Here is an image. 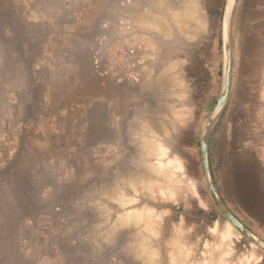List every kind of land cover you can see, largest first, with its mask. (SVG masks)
<instances>
[{"label":"crops","instance_id":"1","mask_svg":"<svg viewBox=\"0 0 264 264\" xmlns=\"http://www.w3.org/2000/svg\"><path fill=\"white\" fill-rule=\"evenodd\" d=\"M187 1L191 2L17 0L18 3L27 4L28 16L25 17L29 20V28L34 34L43 35L40 41L45 59L43 66L48 71L44 77L34 73V93L29 92V98L35 100L24 104L28 110L23 112L41 114L49 120L47 127H44L46 131H43L46 140L43 147L67 165L59 179L64 181V185H74L76 193H108L110 180L132 168V132L139 131V137L143 140H149L151 136L143 130L142 117L160 125L158 119L165 116L167 134L161 133L159 127L154 128L156 133L150 139L157 146L169 148L171 159L180 163L178 170L185 183L183 186L187 188L179 190L177 195L188 207L186 211L182 205L180 212L195 217L177 215L176 219H158L156 227L160 229L155 230L156 234L151 240L145 230L146 223L144 228L130 233L126 227L115 231L113 225L108 226L96 238L98 246L95 251L85 254L74 250L67 253L63 250L50 252L44 257V264H174L171 262L175 255L182 260V264H197V245L210 247L211 244H228L235 239L239 241L228 220L209 217L213 208L208 210L196 176L197 137L201 126L197 125L195 93L201 87L208 94L214 90V78L221 59L216 56L219 57L222 15L215 16L216 26L213 28V15L206 6L207 0H193L191 4H195V8H191L193 14L191 10L192 15L189 14L193 21L189 19L187 26L182 25L185 27L182 30L172 17V12L178 5L185 7L184 2ZM243 3L242 11L248 9L252 13L251 21L248 28L238 29L237 53L232 45L230 95L222 108L221 122L215 123L209 132L211 173L216 188L223 195L228 181L234 187L232 172L236 161L244 164L245 159L247 163L254 160L252 163L260 166L264 179V55L262 60L260 58L261 52H264V0H243ZM136 8L138 11L133 10ZM139 12L142 17H147L149 13L157 20L156 17L164 16L170 28L168 33H161V29L154 25L150 27L152 23L147 24L146 17L139 23ZM151 16L148 17L151 19L149 22L153 20ZM100 35H106L110 44L127 45L135 52L106 55L110 64L105 63V69L99 72L94 64L93 42ZM250 40L252 55L245 52ZM248 65L255 71L251 81H246L243 76V67ZM130 70H133L134 81L130 80ZM247 89L254 100V118L250 121L243 116L250 107L242 106L239 113L237 103L233 101L234 97L238 98ZM16 106L23 107V104L18 101ZM144 159L148 162L146 158L142 162ZM114 162L127 165H124L122 172L121 168L118 169L120 172L102 169ZM199 165L202 169L201 163ZM92 176L108 180L101 182L103 185L98 190L89 189L85 184ZM196 203L199 210L205 212L201 218L192 212ZM107 208L110 210L114 207L108 205ZM174 211L173 214L179 213L178 210ZM179 240L187 244L188 254L181 249L179 251ZM165 241L172 243L166 254L160 250V245ZM152 242L157 245L155 248L152 246L154 256L149 258L151 252L146 250V245ZM138 248L141 251L138 252ZM213 252L208 249L200 263L209 264L216 253ZM222 258L227 264L231 256L225 258L222 255ZM232 258V264H244L246 258L250 260L249 264H264V253L261 251L251 250L240 254L232 251Z\"/></svg>","mask_w":264,"mask_h":264},{"label":"rangeland","instance_id":"2","mask_svg":"<svg viewBox=\"0 0 264 264\" xmlns=\"http://www.w3.org/2000/svg\"><path fill=\"white\" fill-rule=\"evenodd\" d=\"M227 2L228 0H207L206 6L209 7L213 15V28L216 26L215 16L222 15L223 26V19L226 15L229 22L231 49L232 45L235 46L237 53L235 44L239 42L238 29L248 28L252 13L248 9L242 11L243 6H245L243 0H233L229 11L227 10ZM26 15L28 16L27 4L18 3L17 0H0V264H44V257L47 254L59 250H63L65 253L73 250L78 251L80 254L90 253L95 251L98 246L96 238L108 226H114V220L121 216L128 217L127 215L132 214V212L140 218L147 219L146 230L149 240L155 236V230L160 229V227H156L158 219H176L177 215L178 217L183 215L184 218L195 219L194 216L180 212L183 208L182 205L185 206L184 209L187 211V204L180 195H175V193L173 195L171 190L167 188L156 189L154 187L153 190L145 189L146 193H140L143 190L138 189L136 191L134 187L125 184L127 181L125 177L128 174L135 173L137 175L139 171L150 172L154 167H157V169L160 167V175L164 178L165 172L167 174L170 171L171 150L167 147L157 146L150 139L156 133V130L148 129L147 131L146 128H143L145 132L151 135L149 140L144 139L145 141L139 137L141 134L138 133L139 131L132 132V168L119 174L120 177L114 176L110 180L117 185H122L117 195H112V190L108 187V193L103 194L76 193L74 185L72 187L66 183L64 185V181L59 179L67 165L62 161H58L59 157L53 156L48 149L43 147V143L46 142L43 131H46L44 129L47 127L49 120L41 114L33 115L23 112L28 110L25 109L24 104L35 100L29 98L31 94L29 92L34 93L32 83L34 73L44 77L48 72L47 67L43 66L45 59L43 57L44 52L41 50L43 44L40 42L43 35L33 33L31 27L28 26L29 20L26 19ZM251 42L250 40L245 46V52L248 55L253 53ZM218 55L219 57L216 56V58L221 59L216 71V79L214 78L215 87L214 90H211L214 93L208 94L203 87L197 89L195 93L197 125L201 126L197 137L198 160L196 162L198 163L196 176L199 182L197 184L201 187V195H204L206 199L208 210L213 208V213L209 217L211 219L214 217L226 219L221 212V208L215 205L205 184L203 167L202 169L199 167L200 163L202 165L201 132L206 121L213 114L223 90L225 54L222 34ZM263 55L264 52H261V60ZM232 71L233 56L231 77ZM254 72L249 65L243 67L244 79L251 81ZM132 74L133 70L131 71L130 80L134 81ZM35 90L38 91V89ZM243 92L238 98L234 97L233 101L235 104L237 103L239 113H241L242 106L250 107L243 115L250 121L254 118L252 110L254 100L248 89ZM17 93H20L18 99L16 98ZM18 101L23 104V107L16 106ZM222 108L217 112L213 125L221 122ZM38 109L39 107H37ZM146 118L142 117V127H145L144 119ZM164 118L165 116L160 117L158 121L162 128L160 132L166 135L168 131ZM147 119L150 120V118ZM151 123L154 126H160L152 121ZM150 143L154 145L157 151L162 147L164 155L156 157L153 153L147 154L144 147ZM143 158H146L147 161L150 160L146 162L144 159L142 162ZM124 165L127 164L114 162L109 163L106 168L102 169L113 172L124 168ZM178 171L177 169L174 172L173 178L180 180L183 185L182 176ZM118 172L120 171L118 170ZM93 176L85 184L87 188L89 186V189L98 190L103 185L102 183L108 180L93 178ZM212 179L214 181L213 175ZM164 181L162 180L163 186H166ZM219 196L225 207L234 212L255 236L264 241V227L241 212L235 202L233 187L229 181L226 184L224 195L219 192ZM122 197H129V200L124 202ZM108 205L114 208L109 210ZM174 210H178L179 213L173 214ZM192 212H195L198 218H201V214L205 213L202 209L199 210L198 203L193 207ZM120 227L128 229V224L124 221ZM236 236L239 241L235 239L233 242L228 243L229 245L211 244L210 247L209 245L204 246V244L197 245V262H202L201 257L207 255L210 248L213 249H210L211 251H215V247L219 252L223 249L222 251H225L224 256H231L228 262L232 263V251H237L238 254L249 253L251 250L264 253L263 247L253 243L245 235L238 233ZM147 245L155 248L157 243L152 242ZM171 246V241H165L163 245H160V250L166 254L170 251ZM223 246L226 248L224 249ZM137 250L139 252L141 249L138 248ZM246 261L250 263V260L246 259Z\"/></svg>","mask_w":264,"mask_h":264},{"label":"water","instance_id":"3","mask_svg":"<svg viewBox=\"0 0 264 264\" xmlns=\"http://www.w3.org/2000/svg\"><path fill=\"white\" fill-rule=\"evenodd\" d=\"M229 4V0L227 2ZM227 4V8H228ZM223 43L225 54V69L223 90L215 106L213 114L206 121L201 132L200 149L202 156V167L206 186L217 207L221 208L224 217L230 221L240 232L249 238L253 243L264 248V241L260 240L253 232L245 225V223L237 217L230 209L226 208L219 192L212 179L209 156V132L213 126L217 112L225 105L230 93L231 83V68H232V49L230 44L229 22L226 15L223 19ZM253 160V159H252ZM244 164H239L236 161V167L232 172L233 191L236 204L241 212L253 220L260 226L264 227V179L262 170L258 164L247 163V159L243 160ZM263 180V181H262ZM256 238H255V237Z\"/></svg>","mask_w":264,"mask_h":264},{"label":"bare ground","instance_id":"4","mask_svg":"<svg viewBox=\"0 0 264 264\" xmlns=\"http://www.w3.org/2000/svg\"><path fill=\"white\" fill-rule=\"evenodd\" d=\"M150 1H152V0H150ZM192 1L193 0H191V2H189V1H187V2H184L185 3V7H187L188 9H184L185 7H181V6H179L178 5V7H176V8H173V10H174V12H172V17H174L175 18V20L177 21V23H179L180 24V28H183L182 30H184L185 29V27L184 26H182V25H185V26H187L188 25V23H189V19H190V17H192V16H190L189 14H193V11H192V9L193 8H195V4L192 6ZM136 3V2H135ZM177 3V2H176ZM182 3V2H181ZM231 3H233V0H229V4H228V8H227V10L229 11V8L231 7ZM143 4V3H142ZM157 4V3H156ZM137 6V8H138V4L136 5ZM142 6V5H141ZM189 6H191V7H189ZM158 7V6H157ZM133 9L134 11L136 10V11H138V9H140V8H138V9ZM190 8V9H189ZM192 8V9H191ZM131 9V8H130ZM143 10V9H142ZM142 10L140 11V12H142ZM190 10H191V13H190ZM132 11V10H131ZM134 11H132V12H134ZM145 11V10H144ZM140 12L139 13H137V15L139 16L140 15ZM145 12H148L147 10L145 11ZM152 13H154V12H152ZM135 14H136V12H135ZM191 14V15H192ZM132 15H134V13H132ZM152 15H154V14H152ZM138 16H137V18H138ZM144 17H142V14L140 15V21H139V23L141 22V19L142 18H144V20H145V15H143ZM149 16H151V15H149V13L147 14V17H146V19L148 20H146V23L148 24H150V23H152V25H150V27L152 26V28H153V25H154V27L156 26V27H159L158 29H161V33L163 32L164 34H167L168 33V29H170L169 27H168V25L166 24V20H165V18H164V16L162 17H156V18H158V20L157 19H153V17L151 16V18L153 19L152 21H150L149 22V20H151V19H148V17ZM154 16H157V14H155ZM155 18V17H154ZM138 20V19H137ZM172 20V19H171ZM188 20V21H187ZM190 20H192V19H190ZM193 21V20H192ZM195 21H197V20H194V22ZM145 23V24H146ZM196 24V23H195ZM194 25V24H193ZM192 25V26H193ZM147 26V25H146ZM157 29V30H158ZM160 31V30H159ZM186 31V30H185ZM164 36H166V35H164ZM134 51L135 50H133V53H134ZM133 53H131V54H133ZM144 126L145 127H143V128H146L147 129V131H148V129L149 130H155L156 128H160V129H162L160 126H154V125H152V123H151V121L150 120H148L147 118L146 119H144ZM155 128V129H154ZM144 134V133H143ZM154 141V140H153ZM152 141V142H153ZM162 141V140H161ZM149 142V141H148ZM163 143V142H162ZM143 148V147H142ZM146 150V152H147V154L149 153V154H154L156 157H158V156H162V155H164V150H163V148L162 147H160V149H158V151L154 148V145L153 144H149V145H146L145 147H144ZM143 151V150H142ZM150 160V159H149ZM148 160V161H149ZM170 171L166 174V172H165V175H164V178L160 175V171L161 170H159L160 169V167H159V169H157V167L155 168L154 166V168H153V170H150V172H148V171H139V173L136 175L135 173H132V174H128L125 178H126V182H125V184H127L128 186H132V187H134V189L137 191L138 189L139 190H147V189H150V190H153L154 189V187H156V189L157 188H167V189H169V190H171V192L174 194V193H176L177 194V191H179V190H184L185 188H187V186L186 185H182V183L180 182V180H176L175 178H173V174H174V172L178 169V168H181V166H180V163L178 162V161H174V160H170ZM147 164V163H146ZM160 165H161V162L159 163ZM162 168V167H161ZM164 170V169H163ZM167 171V170H166ZM164 172V171H163ZM170 173V174H169ZM162 180L164 181V184L166 183V186H163V182H162ZM138 185H137V184ZM161 183V184H160ZM109 184H110V186H109ZM108 184V188H110V190H112V195H117L118 193H119V189H121V184L119 185H117L116 183H114V182H111L110 181V183ZM183 184H185V183H183ZM187 184V183H186ZM127 185H125V186H127ZM189 185V184H188ZM116 198V197H115ZM120 198V197H119ZM126 198V197H125ZM123 198L122 197V199H123V201L125 202L126 200H129L128 198ZM117 199H118V197H117ZM119 200V199H118ZM95 212V211H94ZM98 213V212H97ZM104 214V213H103ZM142 214H145V213H142ZM100 216V215H99ZM102 216V215H101ZM128 217H126V216H121V217H118L116 220H114V226L112 227V228H114L115 229V231H116V229H117V231H118V229L120 228V226L122 225V223H124V221H125V223H127L128 224V229H131V231L129 230V233L130 232H134V230H140L141 229V227H143V226H145V223L147 222V219L145 220V218L144 217H142V218H140L138 215L136 216V214H133V212H132V214H129V215H127ZM147 218V217H146ZM229 222V224H230V227L232 228V231H233V233L234 234H238V233H241L230 221H228ZM100 223H101V221H100ZM150 223V222H149ZM132 225H135V227L134 226H132ZM229 226V225H228ZM144 228V227H143ZM113 229V230H114ZM112 230V232H114L115 233V231H113ZM146 230V229H145ZM137 232H139V231H137ZM109 233V232H108ZM110 233H111V231H110ZM113 233V234H114ZM105 234V233H104ZM116 234V233H115ZM106 235V234H105ZM105 235H104V237H105ZM108 235V234H107ZM183 235V234H182ZM230 235H231V233H230ZM114 236V235H113ZM112 236V237H113ZM255 237V236H254ZM116 238V237H115ZM114 238V239H115ZM134 238V237H133ZM182 238V237H181ZM256 238V237H255ZM228 241H230V240H228ZM181 241L179 240V243H180ZM185 242V241H184ZM184 242H181L180 243V248H179V251H180V249H181V251H185L187 254H188V252H189V249L187 248V247H185V246H187V244H185L184 245ZM227 242V241H226ZM179 243H177V246L179 245ZM223 244V243H222ZM225 245H226V243H224ZM229 245V244H228ZM147 246V249L146 250H148V251H150L151 252V255H150V257L149 258H152L151 256H154V254H153V249H152V247H149V245H146ZM223 248H224V246H223ZM226 248V247H225ZM224 248V249H225ZM124 249V248H123ZM145 249V248H144ZM143 249V250H144ZM176 249V248H175ZM211 249V248H210ZM209 249V250H210ZM145 250V251H146ZM191 250V249H190ZM211 250H213V249H211ZM223 250V249H222ZM220 251L219 252V250L217 251L216 250V247H215V251H216V253L218 254V253H220V255H217V256H215V254H214V256H213V259H211V260H209V264H224V262H223V258H222V255L224 254V252L225 251ZM141 251V250H140ZM214 251V252H215ZM213 252V253H214ZM133 253V252H132ZM136 253V252H135ZM175 253V252H174ZM179 253V252H178ZM137 254H139L140 255V253H137ZM142 254V253H141ZM176 254V253H175ZM229 254V253H228ZM143 255V254H142ZM174 255V254H173ZM178 255V254H177ZM189 255H191V254H189ZM210 255V254H209ZM130 256H131V254H130ZM182 256V255H181ZM188 256V255H187ZM186 256V257H187ZM192 256V255H191ZM225 256H228V255H225ZM135 257H136V254H135ZM137 257H140V256H137ZM145 257V256H144ZM175 259L173 260V258H172V262L171 263H174V264H182V260H180L179 259V257L178 256H176L175 255ZM210 257V256H209ZM131 258V257H130ZM181 258V257H180ZM135 259H139V258H135ZM148 259V258H147ZM182 259V258H181ZM187 259V258H186ZM247 259V258H246ZM246 259H245V263L244 264H249V263H247V261H246ZM145 260V259H144ZM154 260H155V258H154ZM153 260V261H154ZM183 260H184V257H183ZM189 260H190V258H189ZM130 261V260H129ZM186 261V260H185ZM192 260H190V262H191ZM134 262V261H133ZM132 262V263H133ZM138 262V261H137ZM184 262V261H183ZM190 262H188V263H190ZM197 262V261H196ZM195 262V263H196ZM131 263V262H130ZM142 263V262H141ZM140 262H139V264H141ZM147 263H148V260H147ZM154 263V262H153ZM156 263V262H155ZM232 263V262H231ZM148 264H150V263H148ZM191 264V263H190ZM197 264H201L199 261L197 262ZM227 264H229V262L227 263Z\"/></svg>","mask_w":264,"mask_h":264},{"label":"built area","instance_id":"5","mask_svg":"<svg viewBox=\"0 0 264 264\" xmlns=\"http://www.w3.org/2000/svg\"><path fill=\"white\" fill-rule=\"evenodd\" d=\"M134 48L127 45H114L107 42L106 35L97 36L93 42L94 64L97 71L102 72L105 69V63L110 64V60L106 59V55L115 52L121 54H131Z\"/></svg>","mask_w":264,"mask_h":264}]
</instances>
